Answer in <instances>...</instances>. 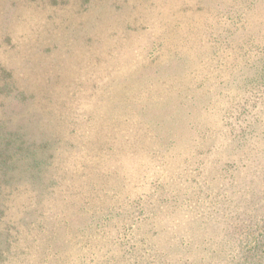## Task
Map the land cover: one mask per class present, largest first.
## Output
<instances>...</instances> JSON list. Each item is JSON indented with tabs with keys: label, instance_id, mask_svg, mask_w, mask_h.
Here are the masks:
<instances>
[{
	"label": "rangeland",
	"instance_id": "obj_1",
	"mask_svg": "<svg viewBox=\"0 0 264 264\" xmlns=\"http://www.w3.org/2000/svg\"><path fill=\"white\" fill-rule=\"evenodd\" d=\"M0 264H264V0H0Z\"/></svg>",
	"mask_w": 264,
	"mask_h": 264
},
{
	"label": "trees",
	"instance_id": "obj_2",
	"mask_svg": "<svg viewBox=\"0 0 264 264\" xmlns=\"http://www.w3.org/2000/svg\"><path fill=\"white\" fill-rule=\"evenodd\" d=\"M0 133H2L0 131ZM5 206H4V203L2 202V200L0 199V220L3 218L4 214H5ZM0 251H3V249H0ZM3 257V253L0 252V258Z\"/></svg>",
	"mask_w": 264,
	"mask_h": 264
}]
</instances>
